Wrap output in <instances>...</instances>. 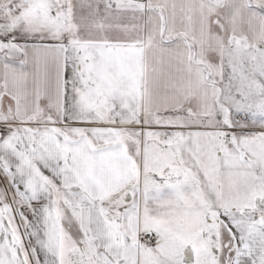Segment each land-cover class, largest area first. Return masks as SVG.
Wrapping results in <instances>:
<instances>
[{
	"label": "snow or ice",
	"instance_id": "snow-or-ice-1",
	"mask_svg": "<svg viewBox=\"0 0 264 264\" xmlns=\"http://www.w3.org/2000/svg\"><path fill=\"white\" fill-rule=\"evenodd\" d=\"M0 264H264V0H0Z\"/></svg>",
	"mask_w": 264,
	"mask_h": 264
}]
</instances>
